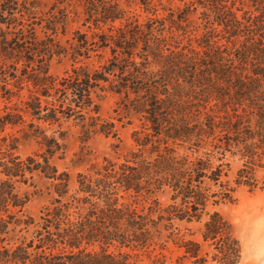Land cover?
Listing matches in <instances>:
<instances>
[{
	"label": "trees",
	"instance_id": "16d2710c",
	"mask_svg": "<svg viewBox=\"0 0 264 264\" xmlns=\"http://www.w3.org/2000/svg\"><path fill=\"white\" fill-rule=\"evenodd\" d=\"M79 1L86 23L100 31L92 42L75 33L73 59L89 60L99 50L110 55L98 68L81 65L55 79L49 61L65 50L38 29L55 34L63 19L44 18L38 0H0V132L23 126L42 137V153L26 158L13 145L0 148V264H139L123 250L165 249L169 242L193 264H208L201 245L181 240L178 227L204 218L202 238L213 242L218 262L238 264L241 246L217 208L233 202L226 153L247 160L239 183L254 181L251 171L264 156V0H193L178 14L145 22L126 18L113 0ZM198 9L205 31L196 40L199 50L171 48L174 32H186ZM107 91L140 116L136 144L157 156L148 159L140 150L122 163L107 161L80 174L72 192L69 175L53 163L64 153L61 129L72 121L85 134L116 138V125L99 113L97 101ZM42 125L57 127L59 138L48 137ZM210 137L218 138L210 146L219 158L213 151L199 155ZM184 144L191 155L176 154L173 147ZM38 175L54 183L57 196L35 224L23 220L30 199L19 186ZM163 190L170 195L164 208L129 202ZM22 224L26 232L35 224L33 236L15 240Z\"/></svg>",
	"mask_w": 264,
	"mask_h": 264
},
{
	"label": "rangeland",
	"instance_id": "374dc122",
	"mask_svg": "<svg viewBox=\"0 0 264 264\" xmlns=\"http://www.w3.org/2000/svg\"><path fill=\"white\" fill-rule=\"evenodd\" d=\"M116 1L120 8L126 12V18L131 20H139L145 22L149 18L157 17L168 18L173 10L176 14L184 9V3L193 0H113ZM40 9L44 18H50L54 15L59 20L63 19V23L57 25L55 34L38 29L40 37L45 35L52 36L55 43L60 45L65 51L57 55L54 54L49 61L48 71L55 79L62 78L67 72L74 67L84 65L89 69H95L105 63L109 58L108 50H99L97 53H92L91 58H78L74 60L72 57L73 44H76L75 33L79 31L86 35V40L93 41L94 34L99 32L93 22L86 23L87 16L85 15L82 2L79 0H38ZM237 7L242 6L238 3ZM245 10H249L245 6ZM202 9L191 17V23L184 31H175L174 42L171 48L179 46V49L184 47L194 48L199 50L198 40L204 31ZM242 12H238L242 16ZM66 15V18L63 16ZM176 17V15H175ZM115 25H120L117 22ZM184 25V24H183ZM169 22L166 23V36H169ZM102 30L108 27L100 24ZM225 43V41H222ZM100 116L107 121L113 122L116 125L117 137H105L101 134H85L80 126L75 122H70L63 125L62 132L64 137L62 144L64 153L56 157L53 163L56 165L60 173H66L70 178V190L73 192L77 188V180L80 174L94 173L101 169L107 161L122 163L125 159L131 158V154L143 151L144 157L148 159L156 158L157 154L150 152V147L142 149L137 146L136 132H143L142 121L140 116L131 111H127L124 105L121 104V98L110 92L100 94L99 100ZM217 109H215L216 111ZM223 115V113H221ZM42 129H46L48 137L55 136L59 138V129L57 127H49L42 125ZM216 133L215 137H218ZM143 135L140 134V137ZM218 139V138H217ZM214 137L206 138V143L199 150V155L205 152L213 151L214 156L219 158L217 151L210 144L217 142ZM40 142L42 137H34L28 134V128L8 127L4 132H0V148L2 152L7 150V147L13 145L14 152L22 158L33 155L34 153H42ZM206 145V146H205ZM188 145L174 146L177 155H191L188 151ZM163 150V149H161ZM233 150V149H232ZM233 150L232 152H234ZM0 152V161L2 159ZM247 160H242L240 156H233L226 153L224 160L225 164H229V173L227 181L234 190L233 202L226 203L217 208L224 218L231 225L233 237L241 246V260L238 264H264V156L256 160L250 180L245 183L239 180L238 173L243 169L244 163ZM217 164V163H216ZM253 183V185H251ZM19 191L22 196L28 195L30 201L26 205L23 212V220L32 218L35 224L40 222L41 213L49 206L53 199L57 196L55 193L54 183L45 179L42 175L34 178L32 185H20ZM154 201H157L162 208L170 204V195L167 190L156 192L154 194H143L138 198H131L130 204L140 208L147 209ZM207 218L201 222L180 223L178 224L181 231L180 239L183 241L194 240L201 245V256L208 260V264H222L218 262L219 253L215 249L213 242H204L202 238L203 226ZM31 225L26 232L25 225L15 226V232L12 237L22 240L23 238H31L36 229ZM22 230V232H21ZM182 244V241L179 242ZM113 252L117 250L112 249ZM130 253L132 259L139 264H193V260L183 258V251L177 245L169 242L165 249L159 246L150 248L149 250H123ZM218 256V258H217Z\"/></svg>",
	"mask_w": 264,
	"mask_h": 264
}]
</instances>
